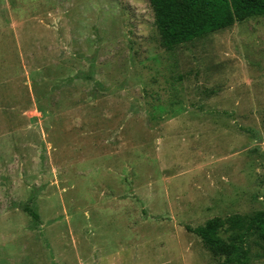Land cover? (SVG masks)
Returning <instances> with one entry per match:
<instances>
[{
  "label": "rangeland",
  "instance_id": "rangeland-1",
  "mask_svg": "<svg viewBox=\"0 0 264 264\" xmlns=\"http://www.w3.org/2000/svg\"><path fill=\"white\" fill-rule=\"evenodd\" d=\"M153 21L0 0V264H221L186 227L264 211V17L172 50Z\"/></svg>",
  "mask_w": 264,
  "mask_h": 264
},
{
  "label": "trees",
  "instance_id": "trees-1",
  "mask_svg": "<svg viewBox=\"0 0 264 264\" xmlns=\"http://www.w3.org/2000/svg\"><path fill=\"white\" fill-rule=\"evenodd\" d=\"M159 44L165 50L184 45L253 17H264V0H147ZM33 221L39 216L28 206L21 207ZM196 235L221 264H249L247 239L254 236L262 244L264 259V211L243 219L237 215L226 220L212 218L197 228L186 227ZM225 235V236H223Z\"/></svg>",
  "mask_w": 264,
  "mask_h": 264
}]
</instances>
